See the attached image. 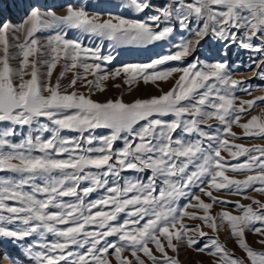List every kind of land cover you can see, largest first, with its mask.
Segmentation results:
<instances>
[{
	"label": "snow or ice",
	"instance_id": "1",
	"mask_svg": "<svg viewBox=\"0 0 264 264\" xmlns=\"http://www.w3.org/2000/svg\"><path fill=\"white\" fill-rule=\"evenodd\" d=\"M129 7L136 13L150 8L156 12L144 20L118 16L101 20L79 5L68 4L63 16L33 7L17 29L25 32L24 42L17 45L18 68L10 64L14 58L9 53L10 25L0 23V125H5L0 128V171L16 174L11 179L0 178V225L14 226H0V238L17 242L37 238L25 249L36 264H111L110 249L116 264H145L139 254L151 264H179L168 250L178 252L185 243L192 248L200 241L189 232L202 239L207 235L204 227L219 232L226 223L246 261L231 254L216 238L195 250H207L208 255L218 257L219 264H264V251L254 250L245 239L246 232L264 237V203L252 199L251 204L243 205L213 195L228 190L230 195L248 199V189L264 195V147L234 143L239 137L232 132L237 125L245 137L264 138V115L240 123L264 96L240 100L237 106L236 92L250 95L251 86L234 79L222 61H193L182 68L158 70L169 61L192 55L209 35L225 42L226 48L239 39L240 47L264 54V0H169L163 5L129 0ZM65 28L112 41L114 46L171 39L176 51L102 74V63H111L114 57L102 55L99 47H84L79 40L67 38ZM46 29L55 31L46 37L49 59L44 61L47 71L42 75L40 62L33 57L42 52L36 33ZM177 30L189 34L181 35L179 43L172 39ZM254 39L261 44L253 43ZM60 60L65 61L63 71L52 84ZM69 71L74 75L68 88L75 89L83 80L99 91L104 90L101 82L109 76L115 79L123 74L125 83L142 79L147 84L182 74L168 92L125 103L122 99L97 102L75 90L62 92L60 79ZM88 75L96 79L88 81ZM169 116L172 119H163ZM212 119L223 126L215 135L202 128ZM25 127L28 135L21 142L9 139ZM100 129L108 133L96 134ZM65 130L80 135L61 136ZM32 132L39 134L33 136ZM81 140L90 147L83 148ZM120 141L122 146L117 147ZM222 152L233 160L246 159L230 164ZM229 170L245 178H230ZM122 172L150 174L133 180L121 177ZM109 177L117 178L111 186ZM121 179L123 183H119ZM193 188L211 202L201 199ZM100 189L104 190L101 198L87 199ZM64 197L75 199L65 202ZM185 197L188 203L178 207L177 202ZM214 204H232L240 214L221 211L214 216ZM186 218L201 223L189 227ZM46 234L55 239L44 242ZM109 237L117 239L113 242ZM258 243L264 245V239ZM125 251L133 259L125 257Z\"/></svg>",
	"mask_w": 264,
	"mask_h": 264
},
{
	"label": "rangeland",
	"instance_id": "2",
	"mask_svg": "<svg viewBox=\"0 0 264 264\" xmlns=\"http://www.w3.org/2000/svg\"><path fill=\"white\" fill-rule=\"evenodd\" d=\"M151 2L155 5H163L167 4L169 0H151ZM191 2V0H189ZM68 4H72L73 6L79 5L83 7L85 11H87L90 15L98 14L101 17V20L109 19L110 16H118L123 17L129 20H144L147 16L155 14L156 9L150 8L145 10L142 13H136L129 7V0H0V23H8L10 25V30L8 33L9 39V53L14 58L10 60V64L13 68L19 67L20 57L18 55L19 49L17 47L18 44L23 43L25 39V32L23 30L17 31L23 25V22L28 17L31 9L33 7L39 8L41 11L52 10L55 12L57 16L65 15L66 6ZM195 28L196 25L193 24ZM53 29H46L36 33V36L39 38V47L42 49L41 54L34 59L38 60L40 63L38 65L39 72L43 75L47 71V66L44 61L49 59V49L45 47L47 40L46 37L54 34ZM65 32L67 33V38L73 40H79L84 47L88 48H96L99 47L102 55H112L114 57L111 63H102L103 73L108 74L112 71H115L118 68L129 64H144L149 63L157 58L162 57L163 55H167L170 53H174L176 49L172 46L171 39L157 41L153 44L149 45H137V44H123V45H113L112 41H108L106 39L99 38L94 35L85 34L76 29L65 28ZM181 35L187 37L188 33H180L179 30L175 33L172 39H175L177 43L180 41ZM242 35V30H241ZM16 37H19L17 39ZM193 39H195L193 37ZM253 43L261 44L259 39H254ZM225 42L218 41L215 37L209 35L205 40L201 41L200 47H198L195 52L184 58L181 61H169L164 65L159 66L158 70L170 69L173 67L182 68L187 66L193 61H198L201 64L204 63H214L218 61H222L226 63L231 72L233 73L234 79H241L247 82L248 85L251 86L250 92L251 94H247L242 91H237L236 96L239 98L236 100V105H239L240 100H250L257 96H264V54L256 53L253 51L246 50L239 45V39L237 43L231 44L230 47H224ZM2 54V53H0ZM30 58V59H33ZM65 61L60 60L57 67L54 69L51 83L55 84L59 77L61 71H63V65ZM260 65V67H257ZM81 76L84 75L82 69L78 70ZM182 73H173L172 76L167 78L166 80H160L156 82H149L145 84L142 79H138L137 81L128 84L125 83L127 77L123 74L116 77L115 79L109 76V79L101 82V86L103 87V91H99L92 84H86L85 81L81 80L77 82L75 89L68 88V84L73 78L74 72L69 71L65 74L63 79H60L61 91L67 90L71 92L73 90L83 93L85 96H91V99L97 102H106L108 100H116L122 99L125 103H131L137 99H148L154 96H159L163 93L168 92L171 88L174 87L175 82L179 79V76ZM28 77H25L27 79ZM96 77L92 75L87 76L88 81H94ZM17 84L19 80L15 81ZM47 95V93H45ZM256 107L251 110L247 115H245L240 123L247 122L251 116H261L264 115V101H257ZM163 119H172V117H163ZM42 123H48V121L41 118ZM5 125H0V128ZM223 126L219 124V122L215 119L209 120L206 125H202V128L211 134H218L217 129L222 128ZM232 132L236 133L239 139H236L234 143L242 144L245 147L252 148L254 145H260L264 147V138L261 137H245L243 135V129L239 128L237 125L232 126ZM108 130H96V134H107ZM37 132H32V135H38ZM61 136L68 138H76L80 134L72 131H62ZM28 135L27 127L24 129L18 130L17 135L15 137H10L9 139L14 143L21 142ZM88 133H85L84 136H87ZM44 137L50 136V133H43ZM230 141L231 138L229 137ZM81 146L83 148L90 147L84 143L83 140L80 141ZM122 141L117 143V147L122 146ZM92 146H96L95 144ZM33 155H39V153H33ZM225 160L230 164H235L237 162H243L246 157H240L239 161L233 160L227 152H222ZM90 171L95 172V169H90ZM150 173H134V172H122L121 177L124 179H145L147 175ZM226 174L230 178L235 179H244L245 175L242 173H233L230 170L226 172ZM14 178L16 174L0 171V178ZM110 186L116 182L117 178L109 177ZM119 183H123V179L119 181ZM87 186V184H82L81 187ZM30 189L25 188V191H29ZM195 192L196 195H200L201 199L205 202H211L208 197L203 196L198 189L193 188L191 190ZM104 195V190L100 189L97 192L90 194L87 198L89 200H94L101 198ZM213 195L218 196L223 200L228 201H239L243 205H249L252 203V199L259 200L261 203H264V195L259 192L253 191L252 189H248L246 191V195L249 197L248 199H244L239 195H230L228 194V190H221L220 192H213ZM42 198V197H38ZM65 202H73L74 197H64L62 198ZM10 205H13L14 202H7ZM188 203V198H181L180 201L177 202L178 207H183L184 204ZM255 207V206H253ZM51 211H55L52 209ZM189 211H194L193 209H189ZM221 211H228L233 215H239V211H235L232 204H214L211 209V214L216 216ZM202 214V213H200ZM123 219V216H121ZM184 223L189 227H195L200 224L199 220H190L185 219ZM5 227H14L13 225H0ZM65 227V226H60ZM91 230V229H90ZM203 231L207 233L204 238H200L195 232H189L188 235L194 239L200 241L198 245L189 248L185 243L183 246L179 247L178 252H172L168 250V255L173 258H177L179 260V264H219L218 257L210 256L207 254V250L205 252H200L195 250L198 247H203L210 239L216 238L222 243L226 249L233 254L235 257L244 259L246 261V254L240 249L237 245L235 238L231 236L230 230L225 223L223 228L219 232H213L211 229L204 227ZM37 238L29 237L27 241H13L6 238H0V264H36L34 260H31L25 252V249L28 245L34 243ZM55 239L52 234H46L44 242H51ZM109 240L115 242L116 237H109ZM245 239L250 247L254 250L264 251V245L258 243L259 240L264 239V237L253 234L252 232H246ZM150 247H153L150 245ZM38 250V249H35ZM74 251H83V249H73ZM154 250V248H153ZM154 254L159 258L160 254L155 252ZM125 257L129 259H133L131 253L129 251H125L123 253ZM141 259L145 260V264H151L147 258L143 256V254H139ZM10 257V259H8ZM111 260V264H116L114 251L110 249V254L108 257Z\"/></svg>",
	"mask_w": 264,
	"mask_h": 264
}]
</instances>
